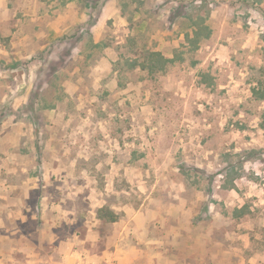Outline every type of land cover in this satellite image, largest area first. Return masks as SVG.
Masks as SVG:
<instances>
[{"label": "rangeland", "instance_id": "obj_1", "mask_svg": "<svg viewBox=\"0 0 264 264\" xmlns=\"http://www.w3.org/2000/svg\"><path fill=\"white\" fill-rule=\"evenodd\" d=\"M0 1V201L60 203L14 250L0 229V263L59 264L73 243L106 264L125 230L136 264H264V0ZM151 52L162 70L130 67Z\"/></svg>", "mask_w": 264, "mask_h": 264}, {"label": "crops", "instance_id": "obj_2", "mask_svg": "<svg viewBox=\"0 0 264 264\" xmlns=\"http://www.w3.org/2000/svg\"><path fill=\"white\" fill-rule=\"evenodd\" d=\"M0 3H4L3 1H0ZM1 5V4H0ZM14 39H11L10 41L12 42ZM29 39H25L22 40L20 43L22 44V46L26 45V43H28ZM4 54L6 53V50L4 48H2L0 46V58L3 57ZM30 54H26V58H30ZM0 67H2V65H0ZM3 69L0 68V71H2ZM10 71H14L13 69ZM14 146L16 145V143H12ZM16 153H10L7 156V161L8 163L14 164V161H12L13 158H15ZM17 166H21L19 170L27 172L29 171V169H27L26 166H22L20 164H16ZM5 168V170L7 172H12L15 167L14 165H9L7 164L6 166L2 167ZM0 171H1V166H0ZM2 186L4 188H6V190L8 188H10L11 190H16L17 186L16 185H11L9 183H5L2 182ZM29 188V187H28ZM13 192V191H12ZM12 196V194H9V199L12 201L11 204H7L4 203L3 201H0V229L5 228V235L4 238L6 240H10L11 244V250H14L15 248H13L14 243H12L13 238L11 236H13L14 234H19L20 230H19V222L23 223L25 222L28 218H35V219H42L45 221V215H46V211L48 208L54 207V206H59L60 203L55 202L52 200V198H49V201H46L47 199L44 197H42L41 199H37L36 203H35V209L36 212H32V208L29 205V202H27L25 199L23 198H16L14 197H10ZM4 199L5 202L7 200L6 196H0V200ZM7 204V205H6ZM102 206H100L99 208H102ZM240 209V207H239ZM4 214V215H2ZM31 215V216H29ZM137 218L138 221H141L142 218L145 216L142 213L138 212L137 214ZM5 217L6 219V223H3V218ZM153 219H155V216L153 217ZM137 221V220H136ZM44 223V222H43ZM116 222H114L115 224ZM113 224V223H112ZM8 225V226H7ZM54 226H57V221L54 222ZM39 233V230L37 229L33 234L29 233V232H21V236H23V239H25L24 241V245L22 246L23 250H30V244L27 241H30V236L31 235H36ZM122 233L124 234V238L120 239L122 240L120 243H116L113 247L112 251H109V249L104 248L101 250V254L100 256L98 254L94 255V258H98L101 262H105L106 264H111L112 261L115 262V264H136V259L138 258L139 254L137 253L138 251L140 252V249L138 248V250L136 249V245L128 243L126 244L127 241V237H128V232L125 230H122ZM71 234L74 237H77L78 234L77 233H73L71 232ZM120 234V233H119ZM140 234L134 235V238L136 239H140V237H138ZM58 237L57 236H53L51 237V243L54 244L55 242H59L58 241ZM66 243L65 245H60L59 246H54V252H56L57 254H60L61 257V261L59 264H82V252L81 250H77V248L73 245V243L68 244ZM137 251V252H136ZM134 259V261H133ZM2 264V263H0Z\"/></svg>", "mask_w": 264, "mask_h": 264}, {"label": "trees", "instance_id": "obj_3", "mask_svg": "<svg viewBox=\"0 0 264 264\" xmlns=\"http://www.w3.org/2000/svg\"><path fill=\"white\" fill-rule=\"evenodd\" d=\"M256 1H250V7L257 8L258 5H255ZM264 18V11L260 10ZM151 57H148L146 60H140L139 58H134L131 60L130 67L139 68L140 70H148L150 72H155L157 70H162L168 59H165L160 52H151ZM264 62H262L259 67H252L255 73L250 74V79L255 82V86L252 88V94L255 95L260 100H264ZM255 68V69H254ZM245 207L240 209H235L234 212L242 214ZM97 217L103 223H114L117 221L118 216L112 209L103 206L97 210Z\"/></svg>", "mask_w": 264, "mask_h": 264}]
</instances>
